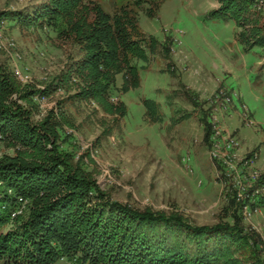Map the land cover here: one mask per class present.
<instances>
[{
    "label": "trees",
    "instance_id": "trees-1",
    "mask_svg": "<svg viewBox=\"0 0 264 264\" xmlns=\"http://www.w3.org/2000/svg\"><path fill=\"white\" fill-rule=\"evenodd\" d=\"M147 1L128 0L110 12L93 0H45L32 14L0 13V19L12 16L24 24L47 20L83 52L43 88L24 84L0 62V136L15 147L13 155L0 158V264H57L61 259L68 264H264L263 236L247 228L244 213L246 206L253 211L264 204V195L243 200L238 186L231 187L221 218L212 224H198L178 211L135 208L112 199L84 157L75 161L63 147L60 129L73 123L61 102L40 121L34 118L36 96H50L72 81L78 82L75 96L126 116L127 105L112 103L111 90L118 75L122 92L139 88L137 60H148L147 51L156 50L155 37L140 27ZM219 1L221 7L211 13L238 24L252 2ZM239 39L249 47L264 46L263 26L241 32ZM163 49L168 54L170 47ZM144 104L156 117L158 103L146 99ZM201 121L204 142L212 146L213 125L206 116ZM20 199L27 201L26 208L13 217Z\"/></svg>",
    "mask_w": 264,
    "mask_h": 264
},
{
    "label": "rangeland",
    "instance_id": "rangeland-1",
    "mask_svg": "<svg viewBox=\"0 0 264 264\" xmlns=\"http://www.w3.org/2000/svg\"><path fill=\"white\" fill-rule=\"evenodd\" d=\"M93 1L114 12L128 0ZM44 2L0 0V13L32 14ZM251 3L242 13L245 20L238 24L229 16L211 13L221 7L219 0H148L139 21L146 36L157 40L156 50L147 51L148 60H137L139 88L122 92L123 78L118 75L111 90L110 101H123L128 108L126 116L107 113L98 102L75 96L78 82L72 81L50 96L35 97V120L40 121L52 107L57 110L61 102L73 123V127L64 125L60 129L63 147L75 161L84 157V165L112 199L140 209L178 211L198 224L215 223L228 204L231 187L239 188L243 175L249 171L242 166V160L254 153L261 155L258 148L243 156L238 154L240 139L234 134L242 124L264 131V46L249 47L239 39L241 32L250 33L258 24L264 29V17ZM166 44L170 47L168 54L163 49ZM218 53L238 63L239 68L247 61L248 68L241 69L237 78L225 77V86L201 87L198 80L211 75L209 62L217 60ZM82 54L79 45L59 36L47 20L24 24L12 16L0 19V62L24 84L43 88ZM214 73L215 77L220 75ZM221 88L239 95L233 97L236 109L226 112L234 114L238 122L231 126V132L224 129L221 115L218 116L222 135L234 134L239 140L226 158L216 155L212 120L214 100ZM146 99L158 103L157 118L148 115ZM243 105L255 126L244 123ZM201 116L213 125L212 146L204 142ZM260 148L264 150V143ZM14 153L15 147L0 136V158ZM256 166L264 174L258 163ZM245 183L248 186V181ZM257 207L245 218V225L264 237L263 203ZM20 208L26 207L23 204ZM57 264L68 263L61 259Z\"/></svg>",
    "mask_w": 264,
    "mask_h": 264
},
{
    "label": "built area",
    "instance_id": "built-area-1",
    "mask_svg": "<svg viewBox=\"0 0 264 264\" xmlns=\"http://www.w3.org/2000/svg\"><path fill=\"white\" fill-rule=\"evenodd\" d=\"M253 7L254 9L263 15L264 17V0H253ZM220 95H216L215 106H214V114L212 117V120L214 121V128L216 132H214V147L216 155L222 158L229 157V152L236 148L239 145V140L236 138V136L227 134L226 136L222 135V128L218 125L219 124V115L228 112L230 109L233 108V97H238L239 95L236 92H229L226 88L220 89ZM242 119L244 120V123L247 126H255V121L249 116L248 109L245 105H243V113L241 114ZM218 123V124H217ZM218 127V128H217ZM221 135V136H220ZM260 153H254L250 157H246L242 160L241 164L242 166L249 169L246 174L243 175L242 181L240 182L239 187V197L243 200L251 197H260L264 195V180H263V172L256 166L258 159H259ZM244 181H248V186L246 183L244 184ZM242 183V184H241ZM2 185V182H0V186ZM251 189V191L248 193L247 190ZM9 193H12V190H9ZM22 202L21 205L24 204L26 206L27 201L20 199ZM264 206V204H263ZM256 207L253 211L248 208V206L245 207V218L248 215H251V212L257 211ZM24 208H19L18 210L14 211L12 213V216L15 217L17 214H20L23 211ZM264 239V237H263ZM264 243V242H263Z\"/></svg>",
    "mask_w": 264,
    "mask_h": 264
},
{
    "label": "crops",
    "instance_id": "crops-1",
    "mask_svg": "<svg viewBox=\"0 0 264 264\" xmlns=\"http://www.w3.org/2000/svg\"><path fill=\"white\" fill-rule=\"evenodd\" d=\"M216 56H217V60H211L212 59L211 57H210L211 59H209L211 60L209 62V65L211 64L213 68L212 70H210L211 75H209L206 78H202L201 80H198L201 87L215 89V87L218 88L219 86H225V84H227L226 82L228 81L226 80L225 77L232 76L234 78V76L236 77L239 75L238 73L242 71L241 69L244 70V67L248 68L247 61H245L242 64V67L239 68L238 63L228 61L225 55L218 53ZM214 72L220 75L215 77ZM233 109H236V107L234 106ZM220 117H221L220 124L228 132H231V126L235 127L238 125V122L235 120V115L234 114L232 115L231 112L230 113L225 112L221 114ZM234 134L237 135L240 139V146L237 149L238 154L243 156L247 153L249 154L252 150H254V148L260 149L261 155L257 163L258 166L264 171V150L260 148L261 145L264 143L263 142L264 131L261 130L259 131L258 129L246 128L242 124V127L237 129L234 132Z\"/></svg>",
    "mask_w": 264,
    "mask_h": 264
}]
</instances>
